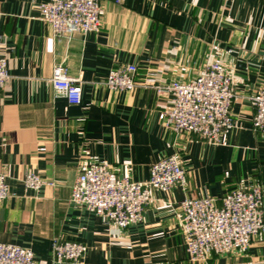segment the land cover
Instances as JSON below:
<instances>
[{"label":"crops","instance_id":"0c3cea01","mask_svg":"<svg viewBox=\"0 0 264 264\" xmlns=\"http://www.w3.org/2000/svg\"><path fill=\"white\" fill-rule=\"evenodd\" d=\"M45 0H0V56L10 79L0 89V168L10 197L0 204V242L33 250L37 264H56L55 239L87 244L84 258L60 264H264V234L245 254L189 259L180 202L261 184L264 134L252 128L249 96L264 90V0H103L98 31L55 37L41 13ZM138 66L134 91L105 85L110 70ZM231 71L234 127L218 142L166 128L160 112L172 97L157 85L190 82L208 64ZM56 64L83 80L80 104L58 93ZM177 155L185 184L154 189L141 223L120 228L73 203L72 186L88 166L104 163L147 181L153 163ZM27 172L46 182L27 188Z\"/></svg>","mask_w":264,"mask_h":264},{"label":"built area","instance_id":"2783aa9c","mask_svg":"<svg viewBox=\"0 0 264 264\" xmlns=\"http://www.w3.org/2000/svg\"><path fill=\"white\" fill-rule=\"evenodd\" d=\"M103 0H45L41 5L43 19L51 25L55 37L70 38L75 34L98 31L105 13ZM121 3L123 0H109ZM138 66L122 64L112 68L105 85L115 91H134ZM10 79L8 59L0 56V89ZM54 89L71 104H80L83 80L70 75L65 66L56 64L50 77ZM160 93L172 97V105L160 112V119L177 134L196 133L212 142L235 125L232 105L237 98L231 71L220 63L200 70L190 82L174 80L156 86ZM255 109L252 128L264 134V90L250 95ZM27 188L40 189L46 182L39 174L27 172ZM185 169L177 155H169L152 164L147 181H135L116 173L104 163L90 165L76 178L70 200L104 216L120 228L141 223L152 191H169L185 184ZM6 172L0 168V204L10 197ZM181 228L189 259L195 263L209 260L211 254H245L254 237L264 234V192L261 184L230 189L221 199L186 197L180 202ZM87 244L55 239L52 258L56 264L80 262ZM0 264H37L31 248L0 242Z\"/></svg>","mask_w":264,"mask_h":264}]
</instances>
